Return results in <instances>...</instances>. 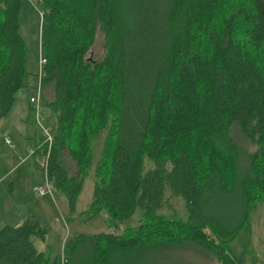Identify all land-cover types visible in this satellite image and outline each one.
<instances>
[{
  "label": "trees",
  "instance_id": "obj_1",
  "mask_svg": "<svg viewBox=\"0 0 264 264\" xmlns=\"http://www.w3.org/2000/svg\"><path fill=\"white\" fill-rule=\"evenodd\" d=\"M20 2L0 0V119L28 74ZM33 7L45 61L39 88L52 87L54 118L45 124L51 144L41 138L36 156L47 157L45 181L72 213L91 166L90 141L103 133L84 214H104L114 233L72 237L50 257L34 247L46 230L26 219L0 228V264H171L172 251L240 264L229 244L264 204V0H37ZM97 30L98 62L87 57ZM233 126L257 148L242 170ZM63 150L72 175L60 162ZM235 197L242 215L232 223L213 207ZM171 199L182 201L184 220L159 213ZM136 210V225L116 233Z\"/></svg>",
  "mask_w": 264,
  "mask_h": 264
},
{
  "label": "rangeland",
  "instance_id": "obj_2",
  "mask_svg": "<svg viewBox=\"0 0 264 264\" xmlns=\"http://www.w3.org/2000/svg\"><path fill=\"white\" fill-rule=\"evenodd\" d=\"M18 19V34L27 49L24 67L28 74L24 78V86L15 93L8 114L0 119V228L5 225L15 227L25 219L37 220L46 230V235L44 241L36 242L34 247L37 251L49 252V256L53 257L61 254L62 246L72 237L79 235L90 237L103 232L114 233L108 230L104 214L93 219H87L84 214L91 201L92 177L95 163L99 158L103 133L90 141L91 166L82 180L81 190L72 213L67 209L65 196L48 184L50 194L40 198L34 196L33 188H45L46 181L42 159L36 161L32 152L39 146L42 127L44 128L45 124L53 126L54 118L49 115L50 120L44 122L43 118L48 110L40 109L43 117L38 125L33 112L28 111V98L37 97L34 83L38 74L35 61L39 59L40 17L29 2L21 0ZM103 55V39L97 30L87 57L98 62ZM36 83L39 85L38 81ZM49 104L47 103L46 106ZM229 136L239 151L238 166L242 170L248 166L249 154L257 148L242 138L235 126L231 128ZM60 162L69 175L74 174L75 165L65 150L60 154ZM169 204L170 208L163 209L159 213L165 216L175 215L184 220L182 201L171 199ZM213 209H217L222 219H228L232 223L239 220L242 215L238 197L228 200L222 207L218 204ZM138 218L139 211L136 210L116 233H120L123 226H135ZM19 220L22 221L17 223ZM229 251L240 264H264L263 203L250 214L247 223L229 244ZM192 253L194 255L172 251L168 253V259H165L171 264H216L214 261H206L197 252Z\"/></svg>",
  "mask_w": 264,
  "mask_h": 264
},
{
  "label": "built area",
  "instance_id": "obj_3",
  "mask_svg": "<svg viewBox=\"0 0 264 264\" xmlns=\"http://www.w3.org/2000/svg\"><path fill=\"white\" fill-rule=\"evenodd\" d=\"M26 1L29 2V4H31L32 6H34V3L37 0H26ZM44 63H45L44 59L39 57V59L37 60V73H38L37 74V81H38V83H40L41 78L44 76V74L41 72V68L44 65ZM35 91H36L37 97L36 98L35 97L30 98L28 102L30 104L31 111L34 114L35 122L39 125V121L41 120V116L39 114V100H38L39 93H40L39 85L36 86ZM48 133H49L48 129L42 127L41 138L43 139L44 142H46L47 147H49L51 144V136L48 135ZM40 144H41V142H40ZM46 158L47 157H45L43 159V163H42L43 170L45 168ZM32 193L34 194L35 197H42V196H45L47 194H50V191H49L48 185L46 183L45 188H33Z\"/></svg>",
  "mask_w": 264,
  "mask_h": 264
},
{
  "label": "crops",
  "instance_id": "obj_4",
  "mask_svg": "<svg viewBox=\"0 0 264 264\" xmlns=\"http://www.w3.org/2000/svg\"><path fill=\"white\" fill-rule=\"evenodd\" d=\"M38 45H39V43H38ZM38 52H39V46H38ZM40 57V56H39ZM35 63H36V68H37V61H35ZM37 82V81H36ZM34 83V87H35V89H36V86H37V83ZM30 85H32V84H30ZM36 92V91H35ZM52 97H53V91H52V87L51 86H45L44 88H42L41 90H40V93H39V98H38V100H39V106H40V109H41V111H43V109H45V108H48V106H46V104L47 103H50L51 101H52ZM30 98H32V96H30L29 98H28V101H29V99ZM29 104V103H28ZM30 105L28 106V111L30 112ZM52 115V114H51ZM50 115V116H51ZM41 116L43 117V114H41ZM44 120H50L49 119V112H47L46 114H45V117L43 118V121ZM10 147H11V145H10ZM32 155H34L35 156V160L37 161V160H39V158H38V156H36V152H35V150L33 151V153H32ZM43 197V196H42ZM36 198H40V197H36ZM26 220V219H25ZM20 221H22V220H19L17 223H19ZM19 225V224H18ZM6 226V225H5Z\"/></svg>",
  "mask_w": 264,
  "mask_h": 264
}]
</instances>
